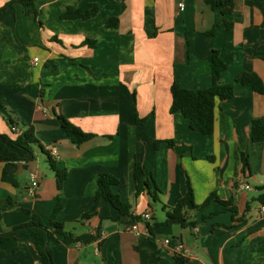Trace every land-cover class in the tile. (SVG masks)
<instances>
[{"label":"crops","instance_id":"obj_1","mask_svg":"<svg viewBox=\"0 0 264 264\" xmlns=\"http://www.w3.org/2000/svg\"><path fill=\"white\" fill-rule=\"evenodd\" d=\"M8 1L0 0V9ZM33 1L37 15L16 4L0 17V133L16 139L12 121L21 133L32 128L39 141L35 159L13 169L17 186L3 180L6 164L0 162V234L33 214L49 223L62 195L58 221L66 232L98 238L52 242L54 264H176L178 244L188 250L182 253L187 264H264V205L257 200L264 194V143L251 138L253 122L264 121V96L236 82L248 72L264 83V0H234L227 14L208 0H184V11L176 0ZM69 8L90 17L65 20ZM214 50L228 65L220 84H235V96L216 101L214 132L205 136L172 112V89H211ZM58 116L95 137L75 145ZM54 153L68 175L62 190L48 162ZM243 154L250 163L246 173ZM136 162L155 180L158 201L136 196ZM101 173L119 181L113 192L132 206L130 216L119 218L102 200L83 219ZM188 179L199 206L213 193L234 199L235 219L211 203L188 213L194 228L161 227L152 236L139 221V234L127 231L133 217L146 212L152 227L163 223L185 196ZM38 257L31 237L0 241V264H39Z\"/></svg>","mask_w":264,"mask_h":264},{"label":"trees","instance_id":"obj_2","mask_svg":"<svg viewBox=\"0 0 264 264\" xmlns=\"http://www.w3.org/2000/svg\"><path fill=\"white\" fill-rule=\"evenodd\" d=\"M208 3L213 7H222L223 13L227 14L233 11L235 2L234 0H208ZM16 4L24 7L28 15H37L38 11L35 7L33 0H9L6 5L0 9V17L8 8H14ZM90 17L89 13L84 14L81 10L69 8L62 16L65 20L87 19ZM113 24V23H112ZM111 24V25H112ZM117 26V22L114 24ZM230 28V25L227 24ZM215 29L209 31L208 35H213ZM212 65H213V79L214 85L208 90H188L179 87L177 84L173 86V103L172 112H180L189 120L192 130L200 132L205 136H210L214 132L215 127V107L216 101L228 100L235 96V84L221 85V77L223 72L228 68L227 63L220 56V52L214 50L212 52ZM236 82L253 89L254 92L264 96V83L261 77L256 73L243 72L237 78ZM61 121L62 129L71 138L72 142L80 146L85 142L92 140L95 135L86 133L68 119L58 116ZM146 120H138V123L144 124ZM12 132L16 133L13 129V122L11 121ZM19 136L16 139L10 138L8 135L0 133V162L6 164L3 172V180L5 182L18 185L16 178H13V169L20 161L30 162L35 159V152L33 146L38 144L39 141L35 136L34 130L31 128L24 133H16ZM251 138L254 143H264V121L255 120L252 124ZM160 142H156L155 147H159ZM173 145L172 142H169ZM16 151L23 152L27 155L25 159H21ZM48 162L51 168L56 173L58 189L62 190L63 183L67 180V171L61 169L58 165L56 157L48 155ZM250 170V163L248 157L243 154V173ZM134 179L136 184V196L147 193L151 200L158 201L157 194L160 192L155 184V180L147 175L142 164L136 162L134 168ZM119 181L106 173H101L98 177V190L90 213H87L83 219L90 218L93 215L102 200L108 201L114 208H116L120 216H130L132 206L124 202L121 197L113 192V188L118 186ZM153 190V191H152ZM259 190H264L260 187ZM258 202L264 205V194L260 195L257 199ZM211 203H218L224 206L230 213H232L233 220L238 215L239 210L234 199L228 201L221 200L215 193L211 194L202 205H197L195 202V194L190 180H187V189L185 196L179 201L177 208L173 212H167L166 220L163 223L151 226L150 222L147 223L150 234L154 235V230L161 227H168L172 225H180L183 228L196 226L195 221H190L188 213L202 212ZM64 205V198L62 195L58 196V205L49 223L45 224L42 219L33 214L29 221L25 224L14 227L12 230L5 234H0V241L4 242L12 238H19L21 236L31 237L35 241V247L38 252L39 264H54L50 245L54 241H73L89 243L98 238V236L81 235L66 232L65 225L58 221V214ZM135 222L141 221L139 217H133ZM176 264H187V258L182 254H177Z\"/></svg>","mask_w":264,"mask_h":264},{"label":"built area","instance_id":"obj_3","mask_svg":"<svg viewBox=\"0 0 264 264\" xmlns=\"http://www.w3.org/2000/svg\"><path fill=\"white\" fill-rule=\"evenodd\" d=\"M176 1L178 3V7H179L180 11H184L185 8H186V4H185L184 0H176ZM38 62H39V59L38 58H35L34 59L35 65H37ZM13 130L16 133H21L20 129L17 128V127H15ZM53 156L56 157V154L54 153ZM30 182H31V185H32V188L33 189H37L38 188L39 182H38V179H37V177H36L35 174H31L30 175ZM242 189H244V190H250L251 188H250L249 185L243 184L242 185ZM263 211H264V207H263ZM138 217L141 218V221H145V222H150L152 220V218H153L152 213H150V212H146V213H144V214H142V215H140ZM127 231L133 232V233H136V234H139L140 233L139 222H134L132 225H130L127 228ZM165 244L166 245L171 244V240L170 239H166L165 240ZM175 251L178 252V253H181V254L182 253L185 254V253H187L188 250L185 248V246L183 244H178L175 247Z\"/></svg>","mask_w":264,"mask_h":264},{"label":"rangeland","instance_id":"obj_4","mask_svg":"<svg viewBox=\"0 0 264 264\" xmlns=\"http://www.w3.org/2000/svg\"><path fill=\"white\" fill-rule=\"evenodd\" d=\"M253 195H254V196H257V195H258V192L254 191V194H253ZM157 213H158V215H161V210L158 209Z\"/></svg>","mask_w":264,"mask_h":264}]
</instances>
